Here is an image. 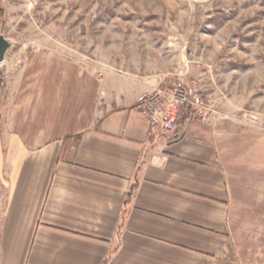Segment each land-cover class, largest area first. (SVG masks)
<instances>
[{"label": "crops", "instance_id": "obj_1", "mask_svg": "<svg viewBox=\"0 0 264 264\" xmlns=\"http://www.w3.org/2000/svg\"><path fill=\"white\" fill-rule=\"evenodd\" d=\"M27 66L4 76L1 93L0 264L245 260L213 128L193 122L155 144L137 109L155 81L95 78L67 61ZM46 72L53 84L24 86Z\"/></svg>", "mask_w": 264, "mask_h": 264}, {"label": "rangeland", "instance_id": "obj_2", "mask_svg": "<svg viewBox=\"0 0 264 264\" xmlns=\"http://www.w3.org/2000/svg\"><path fill=\"white\" fill-rule=\"evenodd\" d=\"M0 7V35L12 45L0 67L4 85V76L38 63L67 61L95 78L157 85L189 66L186 83L221 114L194 122L213 128L228 151L241 264H264V0H0Z\"/></svg>", "mask_w": 264, "mask_h": 264}, {"label": "built area", "instance_id": "obj_3", "mask_svg": "<svg viewBox=\"0 0 264 264\" xmlns=\"http://www.w3.org/2000/svg\"><path fill=\"white\" fill-rule=\"evenodd\" d=\"M189 66L181 67L138 97L137 109L149 120V139L155 144L167 136L175 141L180 121L207 123L221 115L202 95L195 83L188 84ZM226 119V117H222ZM187 125L185 130H187Z\"/></svg>", "mask_w": 264, "mask_h": 264}, {"label": "trees", "instance_id": "obj_4", "mask_svg": "<svg viewBox=\"0 0 264 264\" xmlns=\"http://www.w3.org/2000/svg\"><path fill=\"white\" fill-rule=\"evenodd\" d=\"M5 22H6V12H4V9L0 7V25L5 23ZM3 87H4V82H3V80L0 79V96H1V93H2ZM187 120H188V117H184L183 120L180 121V126H179V129L177 131L178 138L175 141L181 139L184 136L183 135L184 134L183 131L185 130L186 125L188 124ZM0 123H1V118H0ZM137 188H138V185L135 184V186L131 189V192H130V194L128 196V200L126 202L127 206L131 204L130 202H132V199L135 197Z\"/></svg>", "mask_w": 264, "mask_h": 264}, {"label": "water", "instance_id": "obj_5", "mask_svg": "<svg viewBox=\"0 0 264 264\" xmlns=\"http://www.w3.org/2000/svg\"><path fill=\"white\" fill-rule=\"evenodd\" d=\"M11 46V43L2 35H0V65L5 63L6 54L8 50L11 49Z\"/></svg>", "mask_w": 264, "mask_h": 264}]
</instances>
